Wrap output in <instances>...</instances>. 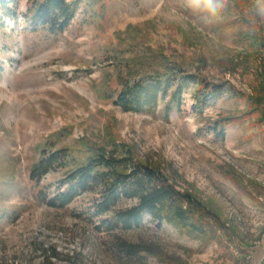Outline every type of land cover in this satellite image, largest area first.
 <instances>
[{
    "label": "rangeland",
    "instance_id": "obj_1",
    "mask_svg": "<svg viewBox=\"0 0 264 264\" xmlns=\"http://www.w3.org/2000/svg\"><path fill=\"white\" fill-rule=\"evenodd\" d=\"M17 3V17L0 28V264H264V46L241 41L264 40V19L249 21L264 0H236L213 20L184 0H93L58 35L32 32L29 0ZM126 51L242 97L202 104L191 87L180 106L167 97L155 110L124 112L109 96L120 89L116 63ZM114 143L200 200L211 213L196 215L205 233L149 215L132 230L109 229L89 211L92 193L65 208L42 200L40 190L54 195L66 172L33 181L44 153L67 148L72 168ZM120 241L148 252L128 256Z\"/></svg>",
    "mask_w": 264,
    "mask_h": 264
},
{
    "label": "trees",
    "instance_id": "obj_2",
    "mask_svg": "<svg viewBox=\"0 0 264 264\" xmlns=\"http://www.w3.org/2000/svg\"><path fill=\"white\" fill-rule=\"evenodd\" d=\"M83 2L93 0H29L25 24L32 32L44 30L51 35L61 34L70 26ZM17 12V0H0V28L7 25L8 19H15ZM241 41L251 48L264 46V40L255 38L242 37ZM126 53L131 57L116 63L119 68L124 67L117 78L120 89L109 96L124 112L155 110L167 97L171 103L180 106L183 94L191 87L195 89L194 98L202 104L223 96L242 97L234 87L209 83L201 74L172 66L164 58L163 63L158 64V57L154 55L126 51L121 57ZM227 120L226 123L231 122ZM213 128L217 130L216 126ZM220 137L224 139V131ZM70 160L69 150L61 148L44 153L32 168L30 178L35 182L56 169L66 170L54 195H48L44 190L39 192L49 206L65 208L81 196L92 193L96 196L89 211L93 217L102 219V225L106 224L109 229L132 230L141 225L145 215H149L159 225L166 222L195 233H205V222L196 215L199 213L200 217L208 218L211 213L207 207L191 193L177 189L160 169L138 160L131 147L115 143L112 147H94L84 162L72 168H69ZM123 200L135 201V204L121 208ZM119 247L128 256L148 252L143 245L126 241H120ZM51 254L59 256L55 248L51 249ZM47 264L52 263L47 261Z\"/></svg>",
    "mask_w": 264,
    "mask_h": 264
},
{
    "label": "clouds",
    "instance_id": "obj_3",
    "mask_svg": "<svg viewBox=\"0 0 264 264\" xmlns=\"http://www.w3.org/2000/svg\"><path fill=\"white\" fill-rule=\"evenodd\" d=\"M236 0H184L187 10L195 14H203L209 20L218 19L224 9L234 6ZM259 19H264V11L253 9L249 16L251 24L255 25Z\"/></svg>",
    "mask_w": 264,
    "mask_h": 264
}]
</instances>
